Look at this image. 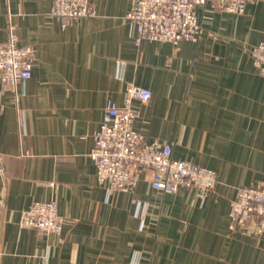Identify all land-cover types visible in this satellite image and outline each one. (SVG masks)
I'll return each mask as SVG.
<instances>
[{"label": "crops", "instance_id": "crops-1", "mask_svg": "<svg viewBox=\"0 0 264 264\" xmlns=\"http://www.w3.org/2000/svg\"><path fill=\"white\" fill-rule=\"evenodd\" d=\"M135 0H93L95 16L63 26L52 0H0V43L10 31L35 52L22 88L0 80V264H264L255 222L229 228L241 188L264 189V78L249 47L264 41V0L243 14L196 7L200 32L177 46L136 42ZM126 85L148 89L132 103L133 130L172 157L212 170L198 189L163 194L151 175L107 194L90 157L106 102ZM54 201L60 234L21 227L22 212Z\"/></svg>", "mask_w": 264, "mask_h": 264}, {"label": "built area", "instance_id": "built-area-1", "mask_svg": "<svg viewBox=\"0 0 264 264\" xmlns=\"http://www.w3.org/2000/svg\"><path fill=\"white\" fill-rule=\"evenodd\" d=\"M208 0H135L127 18L134 24L137 40L164 42L177 46L193 40L200 32L195 8ZM217 8L225 13L241 15L251 0H214ZM50 17L63 26L95 16L93 0H52ZM249 55L259 75L264 78V41L249 47ZM35 52L29 46L18 45L13 31L5 43H0V80L12 88L24 87L31 77ZM151 98L148 89L126 85L122 106L108 100L99 129L94 134L90 157L96 168V178L107 186V194L127 192L140 179L139 171L146 169L151 175V187L163 194L174 193L179 188L194 187L201 202L216 184L212 170L172 157L169 146L157 142L145 143L133 130L136 112L134 101L147 104ZM4 208V195L0 192V216ZM229 228L244 230L255 222L259 233L264 234V189L241 188L230 203ZM64 219L54 201L35 202L25 209L20 225L44 234H60Z\"/></svg>", "mask_w": 264, "mask_h": 264}]
</instances>
